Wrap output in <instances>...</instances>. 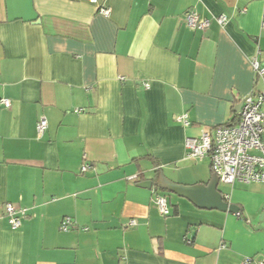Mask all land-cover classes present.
<instances>
[{"label": "crops", "instance_id": "1", "mask_svg": "<svg viewBox=\"0 0 264 264\" xmlns=\"http://www.w3.org/2000/svg\"><path fill=\"white\" fill-rule=\"evenodd\" d=\"M189 11L209 21L203 32L186 26ZM263 23L264 0H0V100L11 102L0 104V264L264 261V183L223 184L238 214L177 196L167 217L152 195L165 190L140 186L159 173L208 182L209 158H187L184 139L264 93L251 67L264 61ZM6 203L26 210L17 229Z\"/></svg>", "mask_w": 264, "mask_h": 264}, {"label": "built area", "instance_id": "2", "mask_svg": "<svg viewBox=\"0 0 264 264\" xmlns=\"http://www.w3.org/2000/svg\"><path fill=\"white\" fill-rule=\"evenodd\" d=\"M84 1L96 5L100 2V0ZM97 10L103 16L110 14V10L101 5H98ZM184 20L191 30L203 32L209 26V21L200 18L194 11L187 12ZM225 20V16L216 18L219 25H223ZM262 25L264 27V23ZM251 67L256 81L261 80L264 83V61L260 62L254 57L251 60ZM120 80L123 78L120 77ZM263 102V92H251L241 98L238 118L234 124L217 126L212 130L200 129L197 137H185L186 157L195 161L209 158L212 174L218 177L221 184L231 186L237 181L245 184L264 183V111L261 110ZM0 104L8 108L11 102L9 99H1ZM174 120L183 128L191 125L187 113L176 115ZM46 127L47 120L42 116L36 123L37 136H42ZM87 169V165L81 168L82 172H86ZM136 178L137 176L132 177V179ZM152 195L160 216L167 217L170 210L166 196L156 190L152 191ZM4 212L13 229L20 227L26 214L25 209L17 208L10 203L4 205ZM69 224L70 218L65 217L59 229L67 231ZM130 224L133 225L134 221L132 220ZM243 264H264V261L245 260Z\"/></svg>", "mask_w": 264, "mask_h": 264}, {"label": "water", "instance_id": "3", "mask_svg": "<svg viewBox=\"0 0 264 264\" xmlns=\"http://www.w3.org/2000/svg\"><path fill=\"white\" fill-rule=\"evenodd\" d=\"M240 104L236 108L238 113ZM156 185L157 188L174 194L180 198L187 199L196 207L205 210H217L220 212H229L238 214V207L224 201L221 192L218 190L219 179L212 174L206 184H198L194 186H183L171 182L166 179L162 173H159L156 181H146L140 184L142 188H151Z\"/></svg>", "mask_w": 264, "mask_h": 264}, {"label": "rangeland", "instance_id": "4", "mask_svg": "<svg viewBox=\"0 0 264 264\" xmlns=\"http://www.w3.org/2000/svg\"><path fill=\"white\" fill-rule=\"evenodd\" d=\"M183 185V184H182ZM194 185H197V184H190L189 186H194ZM218 190H220V192H221V190H222V192H224V191H226L227 189H226V187L225 186H223V184H221V183H219V185H218ZM163 194L166 196V198H167V201H168V205H169V207H170V200H173V199H176V198H178L176 195H174V194H171V193H168V192H165V191H163Z\"/></svg>", "mask_w": 264, "mask_h": 264}, {"label": "trees", "instance_id": "5", "mask_svg": "<svg viewBox=\"0 0 264 264\" xmlns=\"http://www.w3.org/2000/svg\"><path fill=\"white\" fill-rule=\"evenodd\" d=\"M237 121V120H236ZM235 121V122H236ZM235 122H227V123H225L224 125H232V124H234ZM156 175H157V173H156ZM137 178H138V176H137ZM154 190H156L157 191V189H154Z\"/></svg>", "mask_w": 264, "mask_h": 264}]
</instances>
